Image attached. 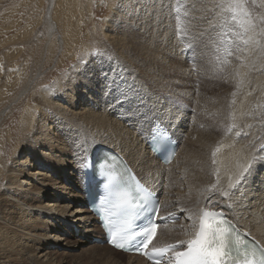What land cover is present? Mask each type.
<instances>
[{
    "label": "bare ground",
    "instance_id": "1",
    "mask_svg": "<svg viewBox=\"0 0 264 264\" xmlns=\"http://www.w3.org/2000/svg\"><path fill=\"white\" fill-rule=\"evenodd\" d=\"M148 2L158 6L157 8L154 5L156 7L154 11L159 13L146 15L141 8L132 13V16L138 22V18H142V21L158 22L153 32L144 33L145 37L150 38L147 49L158 63L162 58L166 59L175 53L169 45V40L175 37L174 34H169L168 28L170 22L167 19L172 18L171 10L166 0ZM161 4L166 7L160 9ZM49 11L51 12V8ZM49 15L51 26L56 28L55 20L51 17V13ZM136 19L132 20V24ZM194 21L198 22L197 19ZM202 22L204 23V18ZM197 25L199 26V22L191 27V40L194 42L192 47L184 49V54L185 50L187 54V51L196 52L195 54L206 53L208 62L203 56L201 59L197 58L196 68L204 76L211 75L210 78L218 77L217 73L222 70L221 83L227 85L225 87L227 91L219 88V85L213 88L214 90L208 89V93H205L207 91L205 90L203 95L207 98L203 97L195 101L199 108L196 116L194 114L193 119L190 120V124L185 123L188 120L187 118L186 121L184 120L185 114L182 110L174 111L169 107L166 109L156 105V108H153L155 111H150L153 115L150 113L144 119L145 111L149 108L147 103L149 100L146 97L148 93L152 95L150 88L147 87L149 84H143L133 72L122 68L100 73L101 80L94 75L79 74L72 78L74 81L65 87L63 93H58V96L51 98L50 103L45 104L44 110L50 113L47 114L48 120L41 123L38 121L35 130L39 136H33V143L29 146L28 139L23 141L21 149L22 154L24 153L23 158L18 159L17 163L7 171V181L1 198L6 207V216L0 220V264L13 262L18 264L22 261V257H25L24 260L28 257L30 264H45L50 261L61 264L56 262L58 253L56 249H74L75 243L78 242V240L73 243L70 241L69 230L72 234L79 232L80 237L95 240L96 243L90 244L91 249L104 251L108 256L101 259L106 264H143L132 256L98 245L97 240L103 238L101 229L95 225L98 222L97 217L88 206L75 207L85 199L81 187V161L93 149L99 147H107L121 153L132 169L157 193L162 206L161 218L167 214L180 217V221L170 224L169 230L161 234L159 244H174L191 237L203 210L222 212L244 232L258 238L264 244V51L260 50L259 54L254 45L257 41L253 43L254 36L252 37L251 34L249 35L251 38L247 35L248 42L236 49L235 55L232 52L233 57H227L232 49L228 51L230 46L221 44L219 36L215 34L214 25L211 23L206 29L198 28ZM108 37L113 39L110 35ZM255 50L257 53L253 54ZM239 53L243 54L240 56L243 60L238 59ZM212 55L214 57L210 58ZM240 63L243 69L242 80L252 75L254 83L249 84L247 80L245 81L244 88H247V93L243 94L239 107L234 112L237 117L234 115L232 118V132H226L224 116L229 112L228 100L229 97L231 98V85H233L231 78L237 73ZM218 64L221 66L218 67ZM129 78L132 80V87H135L134 90L130 88L129 81L127 82ZM214 78L216 80V77ZM103 83L108 87L111 84L119 88L123 86L124 88L120 90L126 91L123 92L124 95L112 101L113 103L119 101L115 111V107L111 106L112 103L105 102V95L101 92ZM188 89L191 90V87ZM85 96L86 100H84ZM57 99L65 103L62 104ZM78 100L84 104L79 111H76L75 105ZM122 100L125 101L124 104L123 102L121 104ZM89 104L93 109L101 107V110L93 111L88 107ZM131 104L136 105L135 111H128ZM157 115L162 118L176 139L181 141V148L177 150L173 163L167 166L153 154L149 155L150 152L147 151L150 149L142 135L158 121ZM135 121L140 125L133 126ZM219 132H223L224 136L218 138L216 134ZM259 156L262 157L261 160ZM44 246L56 248L55 251L51 249L53 252L46 253L50 257L41 254V247Z\"/></svg>",
    "mask_w": 264,
    "mask_h": 264
},
{
    "label": "rangeland",
    "instance_id": "2",
    "mask_svg": "<svg viewBox=\"0 0 264 264\" xmlns=\"http://www.w3.org/2000/svg\"><path fill=\"white\" fill-rule=\"evenodd\" d=\"M148 1L0 0V220L6 216V207L1 198L7 181V171L17 163L18 159L23 158L24 153L22 154L21 150L23 141L28 139L27 142L29 143L27 145L29 146L30 143H33V136H39L35 130L38 127V121L41 123L48 120L47 114L50 113L44 110L46 109L45 104L50 103L51 98H54L55 95L58 96V93H63L65 87L74 81L73 77L84 73L86 76H97L101 80L102 75L100 73L105 71L110 72L119 68L126 71L130 70L143 84H149L147 87L150 88L152 95L148 93L146 97L149 100L148 104L152 103L158 107L163 106L166 109L169 107L174 111L182 110L185 114V118H183L185 121L187 118L188 122L185 123L188 125L194 114L196 116L197 108H199L195 101H199L203 97L207 98L206 95H203L205 90H207L205 93H208V89L209 91L214 90L213 88H217L219 85V88L227 91L225 88L227 85L221 83L222 70L217 73L220 78L217 76L210 78L211 75L209 77L204 76L196 68L198 67L197 58L201 59L203 56V59L208 62V55L205 52V54L203 52L195 54L196 52L187 51V54L185 50L184 54V49L192 47L194 42L191 40V27L199 22L197 27L206 29L207 25L212 23L216 36H219L220 42H222L221 44H225L227 47L230 46L231 48L229 47L228 51L232 49L227 57H233L232 55L236 54V49L241 48L243 44L248 42V36L251 34L252 37L254 36L252 38L253 43L257 41L254 45L259 54L260 50L264 51V0H166L169 4V10H171L170 16L173 18L168 17L167 19L170 22L169 34L175 36L169 40V45L172 47L173 52L175 50V53H173V56L167 57L168 60L162 58V61H158V63H161L162 67H160L151 55L150 50L147 49L150 38L145 37L144 34L146 31L153 32L158 22L154 20L150 22L142 21L140 16L141 19L138 18V22L132 16V13L141 10V8H143L141 11L145 12L146 15L159 13V11H154L158 6L154 4L155 7L153 3ZM165 7L166 5L161 4L160 9ZM50 8L51 12L49 11ZM48 11L55 20L56 28L50 24ZM185 18L188 20L186 21ZM203 18L204 23L202 22ZM133 19H136L134 24H132ZM194 19H197L198 22ZM108 35L112 36L113 39L109 38ZM256 50L253 54L257 53ZM232 52L234 53L232 54ZM241 54L239 53V60L243 58L240 57L243 56ZM253 54L252 58L254 57ZM156 56L158 59V55ZM212 57L214 55L210 56V58ZM169 58L172 60L170 61ZM150 60L152 61L150 62ZM146 64L148 66L154 64V66L148 67ZM217 66L220 67L221 65L218 64ZM149 69L154 70L148 71ZM152 72L153 75H151ZM242 72L243 69L240 63L237 73L233 74L234 78L233 76L231 78L233 85H231L230 96L232 99L229 97V106L227 105L229 112L225 113L226 116H224V122L227 126L226 132H232V118L237 117L234 112L239 107L243 94L247 93V88H244L245 81L247 80L246 82L249 84L254 83L252 82V75L248 76L246 80H244L245 78L242 80ZM126 75L128 74L126 73ZM154 75L157 79L156 82L153 79ZM188 77H190V82ZM214 77L218 80L216 81ZM236 78L237 80H235ZM128 81L130 88L134 90L132 80L129 78ZM152 82L156 84L151 85ZM188 85L191 90L195 87L192 90L193 92L188 89L190 88ZM102 86L103 91L101 92L105 95V102L112 103L111 106L115 107V111L119 101L115 103L112 101L124 95L125 90H120L124 87L120 85L121 88H119L118 85L116 87L113 84L108 87L106 83H103ZM23 90L25 93H23ZM189 92L194 94L192 95ZM86 98L85 96L84 100ZM230 99L234 103H231ZM122 102L124 104L125 101L122 100L121 104ZM60 103L64 104L65 102L61 101ZM77 104L75 109L79 111L84 102L78 100ZM135 106L131 104L128 111H135ZM88 107L93 111L101 110V107L93 109L90 104ZM88 107L85 106V108ZM75 109L73 112H75ZM150 111L151 109L147 108L144 119L150 113L153 115V112ZM139 125L138 121L133 124L135 127ZM186 129H188V126H186ZM223 132L225 131L223 130ZM223 132L216 134L217 137H223ZM91 145L97 146V144ZM147 152L149 153V150ZM78 206H85V200L75 205V207ZM72 209L70 210L73 211ZM61 232L63 234V231ZM68 232L70 241L73 243L78 240V242L75 243L74 249L61 250L55 248L56 252L58 251L56 262L61 264L105 263L101 258L108 255L102 250L91 249L90 244L96 243L95 240L84 236L80 237L79 232L75 234H72L70 230ZM98 245L103 247L101 244ZM36 246L40 247L39 245ZM51 249H54V247H41V254L50 257L46 253H50ZM24 258L22 257V261L18 264H30L28 257L26 260ZM48 263L56 264L51 261L45 262V264ZM12 264H17V262Z\"/></svg>",
    "mask_w": 264,
    "mask_h": 264
},
{
    "label": "snow or ice",
    "instance_id": "3",
    "mask_svg": "<svg viewBox=\"0 0 264 264\" xmlns=\"http://www.w3.org/2000/svg\"><path fill=\"white\" fill-rule=\"evenodd\" d=\"M152 234L154 237L155 229L152 230ZM147 243H151V240ZM115 246L121 247V245ZM144 246L146 247L147 244ZM188 248V252L176 253V264H227V258L231 255L223 240H214L203 235L200 240L189 243ZM239 251L240 249H237V252ZM244 259L245 264H249L248 257L245 256ZM261 264H264V260L261 261Z\"/></svg>",
    "mask_w": 264,
    "mask_h": 264
}]
</instances>
